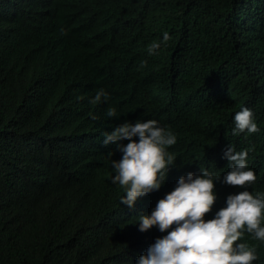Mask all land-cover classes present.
Segmentation results:
<instances>
[{
  "label": "trees",
  "instance_id": "trees-1",
  "mask_svg": "<svg viewBox=\"0 0 264 264\" xmlns=\"http://www.w3.org/2000/svg\"><path fill=\"white\" fill-rule=\"evenodd\" d=\"M74 1L61 8L79 19L86 9ZM243 1L128 0L92 29L77 30L91 35L109 78L122 76L121 91L130 90L80 114L72 97L88 85L46 41L27 42L26 0H0V264H134L164 235L157 227L139 231L117 188L100 179L115 149L103 145V133L140 115L142 92L161 80L165 90L152 114L180 140L188 125L182 103L218 121L187 138L182 160L222 157L218 148L229 139L237 151L248 150L249 166L264 165V0H247L263 46L256 39L251 49L227 44ZM164 32L167 46L149 56ZM242 103L261 131L233 136L227 117ZM109 106L118 118L106 117ZM259 259L264 263V252Z\"/></svg>",
  "mask_w": 264,
  "mask_h": 264
},
{
  "label": "clouds",
  "instance_id": "clouds-1",
  "mask_svg": "<svg viewBox=\"0 0 264 264\" xmlns=\"http://www.w3.org/2000/svg\"><path fill=\"white\" fill-rule=\"evenodd\" d=\"M66 0H26V12L32 17L25 38L37 44L44 40L53 54H63L65 66L88 90L78 97L80 114L98 105L113 102L129 88L121 91L125 79H110L97 61L99 50L89 38L77 30L92 29L95 19L124 6L128 0H75L74 5L86 9L79 18L71 17L61 5ZM250 1L241 4L242 13L233 17L234 37L227 42L238 48V42L249 49L263 46V31L248 11ZM258 14V12H256ZM124 26V22L121 23ZM171 39L168 32L148 46V55L156 56ZM147 60L142 61L146 65ZM68 74V75H69ZM195 78L191 81L193 82ZM163 81L157 89L142 92L143 112L117 124L103 133L109 151L107 165L100 179L114 185L123 209L133 213L141 232L158 228L157 237L134 264H264V165L249 166L248 150L239 151L225 140L218 148L222 157L182 160L181 147L187 138L206 130L203 112L181 111L188 125L183 139L152 112L163 97ZM249 104L242 103L227 119L231 135L245 136L261 131ZM240 109V110H239ZM239 110V111H238ZM93 119L96 115L91 114ZM106 117L118 118L116 107L109 106Z\"/></svg>",
  "mask_w": 264,
  "mask_h": 264
}]
</instances>
